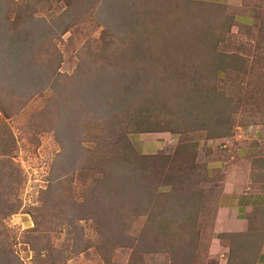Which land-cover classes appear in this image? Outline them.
<instances>
[{
	"label": "rangeland",
	"instance_id": "1",
	"mask_svg": "<svg viewBox=\"0 0 264 264\" xmlns=\"http://www.w3.org/2000/svg\"><path fill=\"white\" fill-rule=\"evenodd\" d=\"M236 166L264 171V0H0V264H215Z\"/></svg>",
	"mask_w": 264,
	"mask_h": 264
},
{
	"label": "crops",
	"instance_id": "2",
	"mask_svg": "<svg viewBox=\"0 0 264 264\" xmlns=\"http://www.w3.org/2000/svg\"><path fill=\"white\" fill-rule=\"evenodd\" d=\"M206 1L236 2V0ZM258 135L257 138L261 136L260 132ZM251 169L249 166L242 171L236 166L223 182L224 186L213 217L212 231L214 235L206 250L207 259L215 260V264H227L229 253V247L219 236L248 233L253 226V214L256 210L264 209V171H258L253 177ZM255 263L264 264V249L258 254Z\"/></svg>",
	"mask_w": 264,
	"mask_h": 264
},
{
	"label": "trees",
	"instance_id": "3",
	"mask_svg": "<svg viewBox=\"0 0 264 264\" xmlns=\"http://www.w3.org/2000/svg\"><path fill=\"white\" fill-rule=\"evenodd\" d=\"M240 235H242V234H240ZM240 235H234V236H240ZM185 246H187V244H185ZM261 251H259L258 253H256L254 256H253V258H252V263L251 264H253V263H255L256 262V258H257V256H258V254L260 253Z\"/></svg>",
	"mask_w": 264,
	"mask_h": 264
}]
</instances>
